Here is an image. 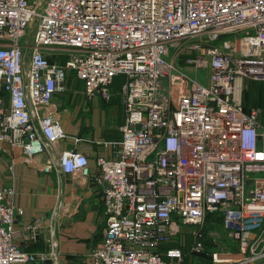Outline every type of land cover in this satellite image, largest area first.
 I'll return each instance as SVG.
<instances>
[{
    "label": "built area",
    "instance_id": "obj_1",
    "mask_svg": "<svg viewBox=\"0 0 264 264\" xmlns=\"http://www.w3.org/2000/svg\"><path fill=\"white\" fill-rule=\"evenodd\" d=\"M49 49L67 56L49 59ZM183 54L205 83L177 68ZM70 73L106 101L124 75L120 136L94 167L84 151L59 148L67 135L48 108ZM245 78L264 80V0H0V152L14 163L48 150L39 169L99 185L92 264H191L170 244L181 224L194 226L187 252L210 264L263 263L264 111L244 107ZM14 193L0 186V264L36 259L16 241Z\"/></svg>",
    "mask_w": 264,
    "mask_h": 264
},
{
    "label": "crops",
    "instance_id": "obj_2",
    "mask_svg": "<svg viewBox=\"0 0 264 264\" xmlns=\"http://www.w3.org/2000/svg\"><path fill=\"white\" fill-rule=\"evenodd\" d=\"M64 91L71 98L56 104L52 101L48 107L59 113L67 135L58 146L84 151L89 166L94 167L96 157L110 155L113 141L119 139V132L112 130H119L124 118L120 90H113V99L105 100L104 105L99 96L87 97L76 78L65 84ZM243 92V104L248 108ZM48 153L30 162L15 159L11 163L10 156L0 152V186L13 185L14 203L22 208L14 223L16 241L23 251L36 256L30 262L14 260L11 264H48L44 262L47 259H52V264H92L90 248L102 236L104 226L100 187L89 178L75 180L58 167L48 172L39 169L40 160ZM37 218L40 225L33 229L29 225ZM38 254H43L42 260Z\"/></svg>",
    "mask_w": 264,
    "mask_h": 264
},
{
    "label": "rangeland",
    "instance_id": "obj_3",
    "mask_svg": "<svg viewBox=\"0 0 264 264\" xmlns=\"http://www.w3.org/2000/svg\"><path fill=\"white\" fill-rule=\"evenodd\" d=\"M33 32H34V28L30 27L29 30L27 31V35L25 36L26 40H30L33 36ZM240 34V33H238ZM237 34L236 33H230L227 35H224L223 37L225 38H231V37H235ZM221 40V39H220ZM219 40V41H220ZM176 46H171L169 47L168 53L167 55H164V58L167 60H170L173 56V53L176 50ZM50 57L53 60H56L58 62H61L64 60L66 55V51H59V55H57L56 53H54L53 50H48ZM29 50L26 49V55L28 56ZM187 55L183 54L180 56V58L174 60L175 65L177 66L178 69L187 72L191 77H196L199 80H201V82L206 81L205 79V73H206V69L203 67H199L196 72L194 71H189L186 69L185 67V57ZM75 75L73 73H70L65 81V84H69L70 80L75 79ZM124 81V75L122 74H118L116 76H114L113 78V82L110 86V89L113 90H121L122 88V83ZM246 81V79H245ZM65 90V89H64ZM60 91L59 93L55 94L54 97V102L55 104L57 102H64L65 99L71 98V96L68 95V93H66L65 91ZM244 92H243V99L245 102V105L250 107V106H256L258 108H261V110L264 111V80L263 79H248L246 81V84H244V88H243ZM65 92V94H64ZM120 98L118 99L119 101L122 102V95L119 93ZM96 97V96H95ZM75 98H77V96H75ZM101 101H102V105L107 104L105 100L101 99L100 97H98ZM113 99V95L111 96L110 100ZM109 100V101H110ZM53 102V104H54ZM61 106V105H60ZM59 105H57V107H60ZM261 124L264 130V115L261 119ZM113 133H118L119 132V136H120V131L118 130V128H115L114 130H112ZM182 225V230L177 234V239L175 240V242H172L170 244H174V243H179L183 246V249L185 250V257L184 259L188 262H190L191 264H210V258L209 256L205 255L204 253L201 255H197V254H190L188 253V247L193 239L192 234L188 233V229L193 228L194 226H190V225H185V224H181ZM210 228H214V229H221L222 226H214V227H210ZM221 244H223V246L225 245L226 247H230L231 249L234 248V243L230 242L227 240L226 236H221ZM207 250H209L210 246H206ZM211 249H213V246H211Z\"/></svg>",
    "mask_w": 264,
    "mask_h": 264
},
{
    "label": "water",
    "instance_id": "obj_4",
    "mask_svg": "<svg viewBox=\"0 0 264 264\" xmlns=\"http://www.w3.org/2000/svg\"><path fill=\"white\" fill-rule=\"evenodd\" d=\"M209 241V239H208ZM54 252L56 253V248H54ZM45 263H48V264H52L53 263V260L52 259H47L44 261Z\"/></svg>",
    "mask_w": 264,
    "mask_h": 264
},
{
    "label": "trees",
    "instance_id": "obj_5",
    "mask_svg": "<svg viewBox=\"0 0 264 264\" xmlns=\"http://www.w3.org/2000/svg\"><path fill=\"white\" fill-rule=\"evenodd\" d=\"M49 59H52L51 57Z\"/></svg>",
    "mask_w": 264,
    "mask_h": 264
}]
</instances>
